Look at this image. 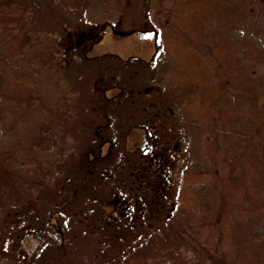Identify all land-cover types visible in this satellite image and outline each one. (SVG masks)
Wrapping results in <instances>:
<instances>
[{
  "label": "trees",
  "instance_id": "16d2710c",
  "mask_svg": "<svg viewBox=\"0 0 264 264\" xmlns=\"http://www.w3.org/2000/svg\"><path fill=\"white\" fill-rule=\"evenodd\" d=\"M55 1L92 23H115L126 6V0ZM145 14L160 36L154 65L111 55L106 70L125 82L149 72L160 105L145 104L139 122L129 113L131 100L151 92L126 89L105 98L109 137L99 135L98 142L122 141L137 126L156 146L172 140L166 131L178 142L191 140L193 160L181 153L176 179L174 160L167 167L157 160L154 192L170 202L167 230L186 246L172 242L115 264H264V0H147ZM55 34L61 32L46 28L27 0H0V206L9 209L29 202L73 148L67 130L75 90L54 58ZM167 103L180 114L163 116ZM34 128L44 143L31 142ZM15 241L0 264H40L39 248L28 263L12 259Z\"/></svg>",
  "mask_w": 264,
  "mask_h": 264
},
{
  "label": "rangeland",
  "instance_id": "374dc122",
  "mask_svg": "<svg viewBox=\"0 0 264 264\" xmlns=\"http://www.w3.org/2000/svg\"><path fill=\"white\" fill-rule=\"evenodd\" d=\"M27 1L45 19L46 28L61 32L52 36L50 45L75 90L67 130L73 148L55 162L50 177L29 202L17 210L0 206V257L14 239L18 245L12 259L28 263L39 248L40 264H115L129 256L141 259L172 242L186 246L167 230L170 202L164 205L154 192L160 168L157 160L166 161V167L174 160L176 179L181 153L193 160L191 140L178 142L173 130L166 131L164 135L169 138L171 134L172 140L164 139L166 143L156 146L147 129L137 126L122 141L120 136L111 144L98 142L99 135L109 137L103 127L105 98L112 99L126 89L151 92L131 100L129 113L139 122L144 121L145 104L160 105L159 96L152 94L157 86L149 72L125 82L106 70L111 55L122 61L136 58L144 67L154 65L160 36L146 18L147 0H126L111 24L92 23L74 6L55 0ZM139 31L154 34L141 38ZM164 109L168 113L163 116L180 114L171 103ZM30 136L31 142L41 137L37 128Z\"/></svg>",
  "mask_w": 264,
  "mask_h": 264
},
{
  "label": "water",
  "instance_id": "95a60500",
  "mask_svg": "<svg viewBox=\"0 0 264 264\" xmlns=\"http://www.w3.org/2000/svg\"><path fill=\"white\" fill-rule=\"evenodd\" d=\"M154 31H139L138 36L141 38H152Z\"/></svg>",
  "mask_w": 264,
  "mask_h": 264
}]
</instances>
